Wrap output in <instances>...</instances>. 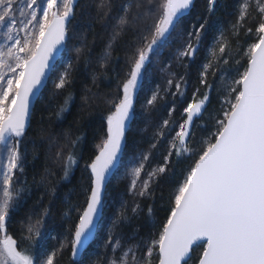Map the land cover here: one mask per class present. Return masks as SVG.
Segmentation results:
<instances>
[{
    "label": "snow or ice",
    "instance_id": "6c2138e0",
    "mask_svg": "<svg viewBox=\"0 0 264 264\" xmlns=\"http://www.w3.org/2000/svg\"><path fill=\"white\" fill-rule=\"evenodd\" d=\"M81 64L91 84L58 129ZM69 250L71 264H264V0H0V264Z\"/></svg>",
    "mask_w": 264,
    "mask_h": 264
},
{
    "label": "trees",
    "instance_id": "16d2710c",
    "mask_svg": "<svg viewBox=\"0 0 264 264\" xmlns=\"http://www.w3.org/2000/svg\"><path fill=\"white\" fill-rule=\"evenodd\" d=\"M75 24V29L77 33H82L85 31V29L88 26V18L84 17L83 19H79L78 21H74ZM94 33H95V44H94V48H93V56H95L96 54L100 53L104 47V45L107 43V36H106V31L105 29L101 28L99 25H96L95 29H94ZM87 38L88 41H93V31H88L87 32ZM73 43H77V41H73ZM78 46V44H77ZM119 47V46H117ZM167 51V50H166ZM116 53H114L115 55ZM120 55L122 56L123 54L120 53ZM92 68H88L85 69L84 65L81 64L78 68V70L74 73L75 75V79H76V83L74 84V86L69 89V91H71L75 97V104L72 106L71 109V113L66 114L67 115V119L64 120L63 124L58 125V129L59 128H66L68 123L73 119V116L76 115L79 105L81 103V97L83 96V89L85 88L86 85H90L91 84V72H92ZM54 78V77H53ZM159 76L158 75H153V77L151 78V82L146 84L145 86V90H147L148 88L152 87L154 83L159 82ZM52 84H51V80L49 81L48 84V88H46L43 92V95L45 98H47L49 96V92L51 90ZM110 86L107 85V83H102L100 85V89L101 91H107L108 88ZM111 87H114V84L111 85ZM144 100V93H141V97H140V101L137 103V110H139V106L140 103H142ZM44 101H38L35 104L36 107V111L34 113V117H33V129L36 128L37 126V121L39 120V117L41 115V108L43 105ZM210 109H214L216 107H218V104L216 103V99L214 97L213 99V103L212 105L209 106ZM90 120H94L96 121V123H94L92 125L93 128L96 127V124H98L99 122V110H96V112L93 113V115L91 117H89ZM133 127L135 128L136 125L134 124ZM211 128V125H209V129ZM89 133V144L86 146L85 151L87 152V148L91 146V130H88ZM206 134V133H204ZM136 140L140 139V136L137 135L135 137ZM132 141H129V144L131 145ZM143 147H147V144H144ZM129 151H131V147L129 149ZM29 159H31V157H29ZM83 163V162H81ZM189 163V161L185 160L183 161L181 164L177 165V170L179 171L180 168L185 167L187 164ZM43 166V155L41 154V157L38 161H36V168L35 170H41ZM34 169L32 167H29L28 172H29V178L31 177V173ZM80 170L77 169L75 172V177L72 178L71 183H67L65 182L63 187H61L60 189V195L61 197H63L64 193L67 192L69 189L73 188L76 184L77 181L80 178ZM125 186H126V182L124 181H117V179H113L112 183L109 187V192L112 194V196L117 198V203L119 202L120 197L123 195L124 191H125ZM165 193H167V186H165ZM36 195H39V193H36ZM125 199H127V197H124ZM72 199H75V196L72 197ZM59 204V202H57ZM156 218L157 220H161L165 217V208L162 207V205H166V200L165 201H161L160 199L156 200ZM56 211V216H55V223L53 225V232L54 233H60L62 231V227H61V221L59 218V209L55 210ZM111 209H109L108 211H106V215H110L111 214ZM55 241H48V244L52 245L55 244ZM96 243H99V241H97ZM93 247H95V243L93 244ZM58 264H71V259H70V250L69 251H65L63 253V255L59 258L58 260Z\"/></svg>",
    "mask_w": 264,
    "mask_h": 264
},
{
    "label": "water",
    "instance_id": "95a60500",
    "mask_svg": "<svg viewBox=\"0 0 264 264\" xmlns=\"http://www.w3.org/2000/svg\"><path fill=\"white\" fill-rule=\"evenodd\" d=\"M35 104H36V102H35Z\"/></svg>",
    "mask_w": 264,
    "mask_h": 264
}]
</instances>
